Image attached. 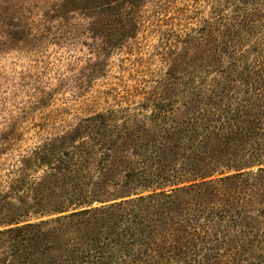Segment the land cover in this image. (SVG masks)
I'll return each instance as SVG.
<instances>
[{
	"label": "trees",
	"instance_id": "trees-1",
	"mask_svg": "<svg viewBox=\"0 0 264 264\" xmlns=\"http://www.w3.org/2000/svg\"><path fill=\"white\" fill-rule=\"evenodd\" d=\"M243 3L183 40L150 124L98 115L24 159L0 264H264V0Z\"/></svg>",
	"mask_w": 264,
	"mask_h": 264
},
{
	"label": "rangeland",
	"instance_id": "rangeland-1",
	"mask_svg": "<svg viewBox=\"0 0 264 264\" xmlns=\"http://www.w3.org/2000/svg\"><path fill=\"white\" fill-rule=\"evenodd\" d=\"M244 5L243 0H0V215L7 201L34 205L37 195L13 184L21 179L24 159L86 120L93 126L105 115L122 127L150 124L157 94L173 83L167 72L181 70L172 60L179 64L184 58L183 40L204 19L224 31L237 13L241 19ZM45 171L46 165L32 167L28 180L39 182Z\"/></svg>",
	"mask_w": 264,
	"mask_h": 264
}]
</instances>
